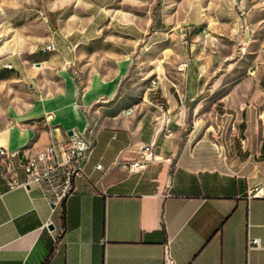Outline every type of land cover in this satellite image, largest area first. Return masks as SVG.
I'll use <instances>...</instances> for the list:
<instances>
[{
  "label": "crops",
  "instance_id": "crops-1",
  "mask_svg": "<svg viewBox=\"0 0 264 264\" xmlns=\"http://www.w3.org/2000/svg\"><path fill=\"white\" fill-rule=\"evenodd\" d=\"M111 2H49L43 39L53 49L25 50L36 54L11 62L0 146L19 155L14 174L0 158V264H165L166 246L175 264H264V74L237 82L215 123L197 106L183 137L215 54L197 44L202 31L180 30L185 70L165 66L160 86L133 98L124 91V59L138 50L143 26L137 13L110 12ZM117 24L129 30L108 34ZM30 81L43 95L30 100ZM70 132L86 133L92 152L62 206L52 211L39 185H8L10 175L25 180L27 156ZM150 144L155 162L140 172L123 167Z\"/></svg>",
  "mask_w": 264,
  "mask_h": 264
},
{
  "label": "rangeland",
  "instance_id": "rangeland-1",
  "mask_svg": "<svg viewBox=\"0 0 264 264\" xmlns=\"http://www.w3.org/2000/svg\"><path fill=\"white\" fill-rule=\"evenodd\" d=\"M52 1L0 0L1 110L8 107L10 96L14 93L6 81L14 71L13 67H9L11 62L36 54L25 50L38 52L39 48L50 45L43 38L49 30L44 23L48 13L45 5ZM77 1L87 3L97 0ZM111 3L108 8L113 10L110 12L124 15L137 13L143 26L138 50L130 56L125 54L124 59L131 64L124 91L133 98H140L152 81L156 80L159 87L160 73L167 72L165 66H170L168 71L172 74L177 66L185 63L180 61L182 63L179 64V55L184 50L176 34L180 30L202 31V39L197 44L206 47L205 55L215 54L214 66L205 72L207 85L200 97L188 107L183 137L198 118L194 115L197 106L200 107L201 118L215 123L216 115L221 119L218 115L221 113L220 105L227 103V100H220L228 95L234 85L246 76L264 74V0H245L244 14L239 10L241 0H114ZM137 4L139 12L132 9ZM114 29L127 32L129 27L127 24H117L106 31L111 34ZM107 55L114 57L112 53ZM28 90L30 100L43 95L31 81ZM215 109L219 110L218 113ZM230 118H224L226 124Z\"/></svg>",
  "mask_w": 264,
  "mask_h": 264
},
{
  "label": "built area",
  "instance_id": "built-area-1",
  "mask_svg": "<svg viewBox=\"0 0 264 264\" xmlns=\"http://www.w3.org/2000/svg\"><path fill=\"white\" fill-rule=\"evenodd\" d=\"M245 0H241L239 10L242 14L246 12ZM47 47H53L48 45ZM46 48V47H45ZM188 62L179 67L180 71L185 70ZM156 80L152 89H156ZM164 108L162 102L158 103ZM128 113H131L129 110ZM173 120L168 115L165 119V136L170 137ZM92 152V143L88 141V135L84 132H74L65 140L54 142L41 149L35 156H27L22 167L25 172V180L18 182L12 175L8 176L10 187L20 185L30 188L32 185H39L48 202L52 206V211L62 206L65 200L71 196L76 187V180L86 176V165ZM19 155L17 150H8L0 146V158L6 168V172L14 174L15 167L13 159ZM158 159L157 148L154 144L143 146L134 161L123 164V167L132 172H140L149 164ZM101 169L102 165H97ZM250 245H260L259 239L249 241ZM165 264H175L171 257L169 248L166 246Z\"/></svg>",
  "mask_w": 264,
  "mask_h": 264
},
{
  "label": "bare ground",
  "instance_id": "bare-ground-1",
  "mask_svg": "<svg viewBox=\"0 0 264 264\" xmlns=\"http://www.w3.org/2000/svg\"><path fill=\"white\" fill-rule=\"evenodd\" d=\"M46 50H51V49H53V47H46L45 48ZM9 67H12V65H9ZM179 67H182V65L181 66H179ZM155 84V81H152V84H151V87L153 88V85ZM159 84V83H158ZM156 86H158L157 85V82H156ZM158 107H161V106H158ZM162 108V107H161ZM171 120H172V117H171ZM51 144H53V143H51Z\"/></svg>",
  "mask_w": 264,
  "mask_h": 264
},
{
  "label": "water",
  "instance_id": "water-1",
  "mask_svg": "<svg viewBox=\"0 0 264 264\" xmlns=\"http://www.w3.org/2000/svg\"><path fill=\"white\" fill-rule=\"evenodd\" d=\"M73 134V132H70V135H72ZM50 228H53V226H50Z\"/></svg>",
  "mask_w": 264,
  "mask_h": 264
},
{
  "label": "trees",
  "instance_id": "trees-1",
  "mask_svg": "<svg viewBox=\"0 0 264 264\" xmlns=\"http://www.w3.org/2000/svg\"><path fill=\"white\" fill-rule=\"evenodd\" d=\"M30 123H32L33 121H29Z\"/></svg>",
  "mask_w": 264,
  "mask_h": 264
}]
</instances>
